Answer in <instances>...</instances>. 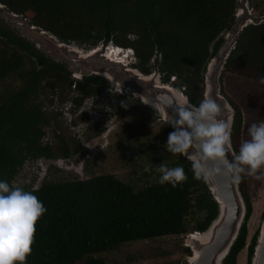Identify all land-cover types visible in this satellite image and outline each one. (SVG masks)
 <instances>
[{"label":"trees","instance_id":"1","mask_svg":"<svg viewBox=\"0 0 264 264\" xmlns=\"http://www.w3.org/2000/svg\"><path fill=\"white\" fill-rule=\"evenodd\" d=\"M0 5L62 44L88 50L107 44L130 49L135 60L131 68L144 76L156 71L162 85L198 106L206 65L234 22L236 0H0ZM223 73L264 84V22L240 31ZM106 89L107 82L96 76L71 78L63 65L0 23V181L13 186L26 160L84 154L78 141L63 137L60 113L45 111L44 103L51 104L53 97L60 104L69 99L76 108ZM115 98L120 106V98ZM227 101L234 111L231 147L238 154L241 114ZM145 108L156 115L151 107ZM49 126L59 132H52L54 146L42 142ZM172 131L165 129L167 136ZM176 166L183 167L188 177L177 188L159 184V178L134 188L110 174L84 180L43 179L37 188L22 187L46 208L36 224L35 243L26 264H103L93 255L115 251L126 243L186 235L191 220L193 231L203 232L216 216V204L203 179L193 178L189 161L177 154L168 167ZM238 189L245 217L222 264H235L245 245L251 214L245 175ZM263 218L264 209L260 222ZM256 235L246 247V264Z\"/></svg>","mask_w":264,"mask_h":264},{"label":"rangeland","instance_id":"2","mask_svg":"<svg viewBox=\"0 0 264 264\" xmlns=\"http://www.w3.org/2000/svg\"><path fill=\"white\" fill-rule=\"evenodd\" d=\"M247 2L252 16H264V0ZM224 34L225 32L222 38ZM68 46L83 53L88 50L75 45ZM108 46L109 44L104 47ZM134 62L131 57L125 60L127 67H131ZM159 83L161 84L160 77ZM219 84V94L233 102L240 111L241 145L250 139V125L264 121V84L223 71ZM104 92L108 94L104 95V100L93 102L91 107L84 105L81 109L83 113L80 114L79 108H75L69 99L60 104L53 97L51 104L44 103L45 111L60 113L58 125L64 130L63 137L78 141L85 153L73 155L68 159L26 160L13 179V186H30L34 189L43 179L56 182L84 180L110 174L123 183L140 188L159 178L160 173L156 169L161 164L168 166L177 158V154L173 155L166 150V125L157 114L149 113L145 105L134 97L121 95L109 86L98 96L101 97ZM115 96L120 98V106L117 105ZM90 108H93V111H90ZM52 132L59 133L53 126H49L45 129L42 142L54 146L55 137ZM146 168L149 171H145ZM245 183L251 214L246 222L245 245L237 254L235 264H246V247L260 226V215L264 209V169L258 171L256 176L245 175ZM194 224L192 220L189 222L186 235L126 243L115 251L96 254L93 257L101 258L103 264H187L190 252L185 250L184 241L186 237L196 234L193 231ZM75 264L83 262L78 261Z\"/></svg>","mask_w":264,"mask_h":264},{"label":"water","instance_id":"3","mask_svg":"<svg viewBox=\"0 0 264 264\" xmlns=\"http://www.w3.org/2000/svg\"><path fill=\"white\" fill-rule=\"evenodd\" d=\"M262 22L264 16L251 15L247 0H237L234 22L225 32L222 43L205 68L202 99L207 95L216 99L222 108L221 118L230 125L234 111L228 101L219 94V77L240 31L247 25ZM0 23L31 44L43 56L63 65L70 72L71 78L75 80L90 76L102 78L113 91L132 96L143 105L151 107L166 125V129L173 130L165 123V119L174 116V110L187 102V99L182 93L160 84V76L156 71L144 76L137 70L127 67L125 62L110 61L105 57L107 48L104 46L94 47L83 53L75 47L60 43L40 28L34 27L26 18L11 13L1 5ZM234 155L231 147L227 154L230 163ZM181 157L192 164L187 157L183 155ZM203 181L216 204L217 212L203 232L185 238V248L190 252L187 264H222L244 220L245 206L238 189V181L223 166L219 172ZM249 264H264V218L260 222Z\"/></svg>","mask_w":264,"mask_h":264},{"label":"clouds","instance_id":"4","mask_svg":"<svg viewBox=\"0 0 264 264\" xmlns=\"http://www.w3.org/2000/svg\"><path fill=\"white\" fill-rule=\"evenodd\" d=\"M174 111V116L165 119L173 128L166 150L192 162L194 179L207 180L221 166L236 181L242 175L256 176L264 169V121L250 125V139L240 145L230 163L227 154L231 151L232 128L221 118L222 108L216 99L207 95L198 106L185 101ZM156 171L160 173L158 183L170 184L172 188L188 179L181 166L170 168L161 164ZM45 212L43 203L31 191L0 181V264H26L35 243L36 224Z\"/></svg>","mask_w":264,"mask_h":264},{"label":"built area","instance_id":"5","mask_svg":"<svg viewBox=\"0 0 264 264\" xmlns=\"http://www.w3.org/2000/svg\"><path fill=\"white\" fill-rule=\"evenodd\" d=\"M107 49H109L110 48V50H107V52L109 53V51H117V52H124L123 53V55H129V57H131V58H133V55H132V52H131V50L130 49H121V48H117V47H112L111 45H109L108 47H106ZM128 57V58H129ZM174 80H175V78L174 77H170L169 78V81L170 82H174ZM73 87V86H72ZM107 94V92H104V93H102V95H101V97L100 96H98V97H95V98H87V99H85L81 104H80V106L78 107L79 109H78V114H80V113H83L82 112V107L84 106V105H88V106H92L93 105V102H95L96 101V103H98L99 101H102V100H104L105 99V97H104V95H106ZM108 95V94H107Z\"/></svg>","mask_w":264,"mask_h":264},{"label":"bare ground","instance_id":"6","mask_svg":"<svg viewBox=\"0 0 264 264\" xmlns=\"http://www.w3.org/2000/svg\"><path fill=\"white\" fill-rule=\"evenodd\" d=\"M107 50H110V48L106 49L105 57L108 58L110 61H113V62L124 63L125 60H127L129 57V55H126V56L123 55L124 52L109 51V53H107ZM193 237H194V235H193Z\"/></svg>","mask_w":264,"mask_h":264}]
</instances>
